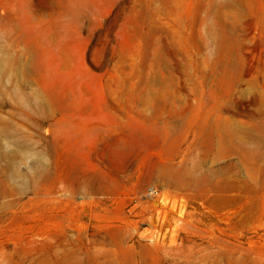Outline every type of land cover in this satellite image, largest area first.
<instances>
[{
	"label": "rangeland",
	"instance_id": "374dc122",
	"mask_svg": "<svg viewBox=\"0 0 264 264\" xmlns=\"http://www.w3.org/2000/svg\"><path fill=\"white\" fill-rule=\"evenodd\" d=\"M0 264H264V0H0Z\"/></svg>",
	"mask_w": 264,
	"mask_h": 264
}]
</instances>
